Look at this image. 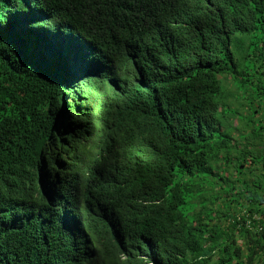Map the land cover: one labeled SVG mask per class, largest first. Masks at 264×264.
<instances>
[{
	"label": "trees",
	"instance_id": "obj_1",
	"mask_svg": "<svg viewBox=\"0 0 264 264\" xmlns=\"http://www.w3.org/2000/svg\"><path fill=\"white\" fill-rule=\"evenodd\" d=\"M0 264H264V0H0Z\"/></svg>",
	"mask_w": 264,
	"mask_h": 264
},
{
	"label": "rangeland",
	"instance_id": "obj_2",
	"mask_svg": "<svg viewBox=\"0 0 264 264\" xmlns=\"http://www.w3.org/2000/svg\"><path fill=\"white\" fill-rule=\"evenodd\" d=\"M228 90H231V86H226ZM234 125L236 126V121L234 122Z\"/></svg>",
	"mask_w": 264,
	"mask_h": 264
},
{
	"label": "built area",
	"instance_id": "obj_3",
	"mask_svg": "<svg viewBox=\"0 0 264 264\" xmlns=\"http://www.w3.org/2000/svg\"><path fill=\"white\" fill-rule=\"evenodd\" d=\"M248 225V224H247Z\"/></svg>",
	"mask_w": 264,
	"mask_h": 264
}]
</instances>
